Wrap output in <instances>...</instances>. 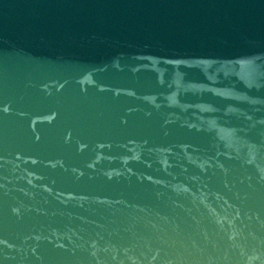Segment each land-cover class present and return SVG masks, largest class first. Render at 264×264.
<instances>
[{
    "label": "water",
    "instance_id": "1",
    "mask_svg": "<svg viewBox=\"0 0 264 264\" xmlns=\"http://www.w3.org/2000/svg\"><path fill=\"white\" fill-rule=\"evenodd\" d=\"M0 264H264V0H0Z\"/></svg>",
    "mask_w": 264,
    "mask_h": 264
}]
</instances>
